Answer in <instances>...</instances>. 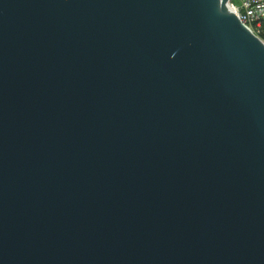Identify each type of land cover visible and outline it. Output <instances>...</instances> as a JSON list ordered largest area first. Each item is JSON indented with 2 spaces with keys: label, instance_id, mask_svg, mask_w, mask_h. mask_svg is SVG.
<instances>
[{
  "label": "water",
  "instance_id": "95a60500",
  "mask_svg": "<svg viewBox=\"0 0 264 264\" xmlns=\"http://www.w3.org/2000/svg\"><path fill=\"white\" fill-rule=\"evenodd\" d=\"M230 0H0V264H264V41Z\"/></svg>",
  "mask_w": 264,
  "mask_h": 264
},
{
  "label": "built area",
  "instance_id": "2783aa9c",
  "mask_svg": "<svg viewBox=\"0 0 264 264\" xmlns=\"http://www.w3.org/2000/svg\"><path fill=\"white\" fill-rule=\"evenodd\" d=\"M239 2L240 4L237 5L233 0H230L231 9L253 33L264 41L262 37L264 33V0H239Z\"/></svg>",
  "mask_w": 264,
  "mask_h": 264
},
{
  "label": "rangeland",
  "instance_id": "374dc122",
  "mask_svg": "<svg viewBox=\"0 0 264 264\" xmlns=\"http://www.w3.org/2000/svg\"><path fill=\"white\" fill-rule=\"evenodd\" d=\"M237 5L240 4L239 0H233Z\"/></svg>",
  "mask_w": 264,
  "mask_h": 264
},
{
  "label": "trees",
  "instance_id": "16d2710c",
  "mask_svg": "<svg viewBox=\"0 0 264 264\" xmlns=\"http://www.w3.org/2000/svg\"><path fill=\"white\" fill-rule=\"evenodd\" d=\"M262 37L264 38V33H263Z\"/></svg>",
  "mask_w": 264,
  "mask_h": 264
}]
</instances>
